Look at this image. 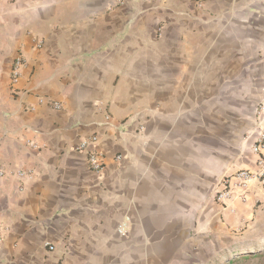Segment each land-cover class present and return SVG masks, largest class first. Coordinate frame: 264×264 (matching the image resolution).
<instances>
[{
  "label": "crops",
  "instance_id": "crops-1",
  "mask_svg": "<svg viewBox=\"0 0 264 264\" xmlns=\"http://www.w3.org/2000/svg\"><path fill=\"white\" fill-rule=\"evenodd\" d=\"M259 99L264 0H0V264H264V182L215 197Z\"/></svg>",
  "mask_w": 264,
  "mask_h": 264
},
{
  "label": "built area",
  "instance_id": "built-area-1",
  "mask_svg": "<svg viewBox=\"0 0 264 264\" xmlns=\"http://www.w3.org/2000/svg\"><path fill=\"white\" fill-rule=\"evenodd\" d=\"M23 64L24 61L21 57L16 59L12 70L13 82L17 81ZM99 141V137L94 134L90 138L82 140L78 148V150L87 154L90 169L97 175H101L105 169L104 152L100 147ZM243 144L245 150L255 158V168H242L231 176H224L221 179L220 189L216 192L215 197L223 205H226L234 195L245 199L249 185L253 181L264 182V106H260L257 109L254 127L245 134ZM117 159H121V156H118ZM5 170V167L0 164V180L7 177ZM18 177L24 186L26 174L19 172ZM119 232H125V226H122ZM5 236L6 228L0 222V243ZM48 248L49 250H54L53 246H48Z\"/></svg>",
  "mask_w": 264,
  "mask_h": 264
},
{
  "label": "rangeland",
  "instance_id": "rangeland-1",
  "mask_svg": "<svg viewBox=\"0 0 264 264\" xmlns=\"http://www.w3.org/2000/svg\"><path fill=\"white\" fill-rule=\"evenodd\" d=\"M253 55L255 57V55H258V54L254 53ZM239 104L240 103L238 102V105ZM260 106H264V99L252 100L251 102L248 101L246 104L243 103L241 108H238V110H240V116L238 117V120H241V121L245 120L243 122L241 121L239 122L240 124H243V126H245V129L242 131L241 136H240L242 137L241 139H244L245 134L252 126L254 127L255 120H256V112H257V109L260 108ZM238 264H261V262L253 259L252 262L242 261V262H239Z\"/></svg>",
  "mask_w": 264,
  "mask_h": 264
}]
</instances>
